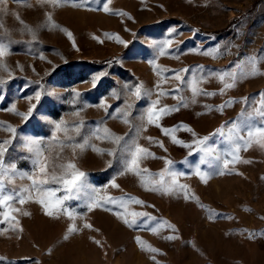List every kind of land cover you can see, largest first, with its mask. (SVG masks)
<instances>
[{"label": "rangeland", "instance_id": "rangeland-1", "mask_svg": "<svg viewBox=\"0 0 264 264\" xmlns=\"http://www.w3.org/2000/svg\"><path fill=\"white\" fill-rule=\"evenodd\" d=\"M103 2L89 0L86 6H73L71 2L54 5L51 0H0V38L6 46L10 43L9 53L0 59V78L5 80L0 84V143L11 140L4 156L8 171L0 176V198L14 197L0 205V219L7 210L15 217L8 224L0 223V264H264V147L252 143L244 150L241 142L233 153L219 137L211 136L221 125L238 120L242 110L256 108L264 93V74L241 78L223 93V83L216 77L199 82L202 73H219L239 61L250 71L249 57L264 58V0H108L109 13L102 11ZM46 14L59 28L42 27ZM172 28L176 32L169 35ZM167 39L174 43L160 55L153 43ZM216 45L218 58L190 51ZM186 68L190 71L180 73L183 83L173 78V71H163ZM258 69L264 73V59ZM101 73L93 87L92 78ZM37 81L56 95L42 96L33 115L23 121L9 109L15 105L18 112H26V97L40 90ZM193 81L216 94L193 97ZM136 84L151 95L135 100L131 88ZM73 90L82 95L75 97ZM159 91L169 93L159 97V106L178 110L164 115L160 127H144L140 117ZM101 100L111 106L107 113L99 107ZM228 101L230 106L218 110ZM126 102L134 105L128 117L131 125L144 128L137 142L155 157L141 162L147 173H128L119 157L91 147L77 150L74 156L70 144L61 148L52 141L54 124L61 120L68 122L72 143L83 142L101 122L117 135H136L129 124L109 115ZM80 120L84 127L76 135L72 127ZM10 127L16 129L15 135ZM161 128L175 129L172 135L182 143H174ZM57 135L63 139V133ZM205 136L211 137L209 143L221 159L209 157L211 167L199 165L208 173L201 180L196 175L201 154L193 151V141ZM33 139L41 141L45 155L55 164L72 160L85 172L87 183L98 190L94 198L101 206L89 210V200L81 194L65 202L71 217L57 210L46 215L28 179L37 174L35 146L29 143ZM91 144L106 150L114 147L96 139ZM224 159L230 161L226 171ZM165 160L172 161L168 170L177 174V186H188L184 191L165 194L142 184L147 178L159 179ZM53 171L62 174L60 168L49 169L50 174ZM171 179L165 175L166 187L172 186ZM46 187L56 191L57 198L67 195L59 183L50 181ZM109 197L115 202L106 203ZM134 199L143 203L135 204ZM133 212L148 215L131 227L117 215L131 220ZM70 225L76 231L69 233ZM170 235L174 238L168 239Z\"/></svg>", "mask_w": 264, "mask_h": 264}, {"label": "snow or ice", "instance_id": "snow-or-ice-1", "mask_svg": "<svg viewBox=\"0 0 264 264\" xmlns=\"http://www.w3.org/2000/svg\"><path fill=\"white\" fill-rule=\"evenodd\" d=\"M71 2L73 6H86L89 2V0H80V4L77 5L76 0H51V3L54 5H60L63 3ZM101 10V9H97ZM102 11L105 13H109L112 11L108 6V0H104ZM119 15H127L126 13H118ZM47 15V23L42 25V27L46 28H59V25L54 23L52 21L51 15ZM130 18V17H129ZM61 31H65L64 29H60ZM173 32H176L175 28L169 29V35H171ZM68 37L71 39L72 34L70 32L66 33ZM116 41L120 44H123L125 47L128 46L127 41H124L120 39L118 36L114 37ZM37 37L35 33L32 34V41L36 42ZM174 41L172 39H167L163 42V44L160 43H153L154 48L159 49V54L164 55L165 51L167 49H170L173 45ZM10 51V43L7 44L3 40V38H0V59L5 57ZM192 52H195L199 54L200 52H203L204 55L210 56L212 58H218L220 53L219 45L214 46L212 49H192L190 50ZM264 58L261 57H249L247 59V64L251 65V70L247 71L245 69V62L239 61L236 64L233 65L231 69H223L219 73L217 72H208V73H202L200 76L199 82L203 83L206 82L208 79L216 77L218 80L223 83V87L220 89V92L223 93L226 89L233 88L236 83L239 81V79L247 77V76H254L257 74H264L259 73L258 69V62ZM149 63H154L153 61H149ZM155 66V65H154ZM56 66H53V71H55ZM163 71H173L174 75L173 78L176 81H179L181 83L184 82V77L180 74L181 72H188L190 69H182L179 71L176 70H170V69H164ZM49 73H46L48 75ZM100 75H96L92 78V85L93 87L96 86V83L101 79ZM9 78H11V73H9ZM5 80L3 78H0V84H4ZM39 85V89L37 90L34 95L26 97V99L29 101V107L26 112H18L15 108V105H12V107L9 109V111L14 112L15 114L22 117L23 121H28L29 118L33 115L34 110L37 108L38 103L41 101L42 96L44 95H56V93L48 92L44 85L40 84L39 81L35 82ZM25 87H28L26 84ZM157 88L160 87L159 84L156 86ZM190 91L193 94V97L196 95H215L216 93H209L204 91L203 89L199 88L197 86V82L193 81L190 85ZM73 94L75 97H80L82 94L79 93L76 90H73ZM168 92L165 91H159L157 93V99L150 102V106L147 107L146 112L142 114L140 117L142 121V125L146 127L147 125H155L157 127H160L159 121L163 118L164 115H167L170 113V111L178 110L173 109L170 106H159L160 105V96L168 95ZM151 95L150 90L145 89L142 84H136L131 88V96L135 98V100L139 101L144 97H148ZM261 100L257 103V106L252 111H245L242 110L239 114V119L236 121H229L224 125H221L220 128H218L214 133L211 134V136H217L220 138V141L227 144L233 153L238 152L240 148V143L243 142L246 147L244 150H247V147H250L252 143H255L259 145L260 147H264V93H261ZM118 98V97H117ZM35 101L33 103L32 101ZM247 102V98H245V103ZM193 103H195V99H193ZM232 101H228L225 105L217 106L218 110H223L225 106H230ZM186 106V105H184ZM99 107L103 108L106 113L110 105H108L104 100H101ZM134 107L133 104L126 102L125 107L123 109H117L115 113L109 114L112 115L113 118L121 119L123 123L129 124L130 130L134 131L136 135L130 136L128 133L125 135H117L113 133L107 126H102L101 124H98L94 129L90 131L87 137L83 139V142L81 143H72L74 140L73 136H70L69 133V127L67 121H59L54 124V132L52 141L54 143H59L61 145V148H63L66 145H69L73 149V155L75 156L76 151H83L85 148L91 147L93 151H96L98 153H104L107 152V154L111 157H119L120 160L123 163L124 171L128 173L135 174L137 176L142 175L143 173H147V169L141 168V162L148 158V157H154V154L149 151V149L145 148L144 146L140 145L137 142V137L139 133L144 130L141 126H133L131 125L130 120L128 117L131 115L130 110ZM207 107V106H206ZM74 115L79 116V112L74 113ZM259 121V123H257ZM84 127V121L80 120L76 122L73 127L72 131L76 133V135H80L81 131ZM10 132L15 135L16 129L15 128H9ZM190 131V129H188ZM161 131L167 135L170 136L172 141L174 143H182L178 138H176L174 135H172V132L175 131V129H167V128H161ZM58 133H63V139H60L58 137ZM243 133V134H241ZM96 139L101 142L108 141L114 145L112 149H101L97 147L96 145L91 144V140ZM151 141V138H148ZM211 137L205 136L202 138H198L193 141V145H186L188 147H193V151L199 152L200 158L198 165L196 166V175H198L201 180H205L208 173H205L202 171L199 167L201 164H209V166H212V161L209 160V157H213L215 160H220L221 156L219 155L218 149L213 145L210 144ZM29 143L31 145L35 146V167L37 170V174L34 176H29L28 179L32 182V187L36 189V195L38 199L36 200L37 203H39L43 209L46 215L51 216L53 210L57 211H65L66 214H68L71 217V212L64 207L65 202L71 199L78 198L81 194H83L87 199L89 200L88 208L91 210L93 207H99L101 206L100 201L96 200L94 198V194L98 191L97 189L92 188L86 181V173L78 170L76 164L69 160L66 163L61 164H55L52 160L51 156L45 155L46 149H42L41 147V141L39 140H30ZM11 144V140H5L2 143H0V176H2L5 172L8 170L4 168V156L7 152V145ZM161 147H163L162 144H160ZM238 160L239 158L236 157ZM247 162V161H245ZM172 161L165 160V169L162 170L157 175L159 176L158 180H152L150 178L142 180V184H151L152 189L155 190L157 187L165 194H170L174 191H184L188 186L180 184L177 186V181L175 179L176 173L170 172L168 170V165H170ZM230 161L228 159L223 160V169L226 171L228 169ZM55 169L60 168L62 170L61 175H56L55 171H53L51 174L49 172V169ZM224 171H221L219 174H224ZM123 174V173H122ZM168 175L171 177V187L165 186V175ZM56 182L63 186V190L67 193V195H64L61 198H57V193L51 188L46 187L49 182ZM113 187H117V185L113 182ZM0 187H2V181H0ZM185 198H189L187 193L185 192ZM14 199L12 196H4L3 198H0V205H4ZM21 204L24 203V200L19 201ZM106 203L115 201L112 200L111 197L107 198L105 200ZM133 202L135 204H142L143 202L139 199H134ZM11 210L4 211L2 214V219H0V223L8 224L11 219H15V217L11 216ZM119 218L123 220V222L128 225L129 227L135 225L137 223V219L142 216H147V213L142 212H133L132 217L133 219L129 220L124 216H121L119 213H117ZM9 227H12L11 224H9ZM84 227L91 228V225L85 224ZM168 227H172L171 225H168ZM76 231L75 226H69L68 232L72 233ZM155 231V229H153ZM168 239H173V236H168ZM65 239H67V235L65 236ZM139 239L137 238V241L139 243ZM143 247V245H140ZM147 250L149 251H157L154 248L149 247ZM152 259H155V257H152Z\"/></svg>", "mask_w": 264, "mask_h": 264}]
</instances>
